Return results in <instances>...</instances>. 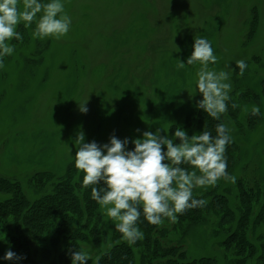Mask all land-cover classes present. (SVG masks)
I'll list each match as a JSON object with an SVG mask.
<instances>
[{
    "label": "rangeland",
    "instance_id": "1",
    "mask_svg": "<svg viewBox=\"0 0 264 264\" xmlns=\"http://www.w3.org/2000/svg\"><path fill=\"white\" fill-rule=\"evenodd\" d=\"M61 2L71 18L70 29L60 39H38L46 43L39 63L31 53L32 46L19 48L12 58L4 57L0 176L18 181L27 197L34 199L38 194L31 188V176L49 172L55 175L54 180L63 177L68 166L75 163L76 140L81 132L84 143L95 141L101 147L110 143L113 135L121 141L127 139L126 151H133V141L143 139L146 131L156 134L159 129L161 136L174 140L171 126L189 137L197 134L184 127L186 118L194 117L197 103L203 99L196 88L199 65L179 70L177 65L179 60L186 64L198 35L211 43L217 57L209 68L229 71L231 99L227 103L240 107L232 108V114L227 109L221 117L236 145L227 172L236 177L235 183L221 179L214 186L196 187V192L216 189L234 208L240 190H253L252 218L263 214V221L248 231V237L258 246L255 236L264 241V0ZM35 28L34 20L28 34L22 32L31 37ZM24 55L36 62L29 64ZM238 60L247 63L243 76L235 67ZM83 103L86 113L80 111L79 104ZM253 105L259 107V115L251 114ZM244 106L248 107L247 114L242 111ZM163 150L166 152V146ZM5 196L0 194V199ZM99 213L102 246L97 249L87 242L83 251L89 257L105 250L118 232L115 222L100 207ZM203 219L195 226L165 219L160 225L165 229L163 239L182 245L187 259L210 257L217 264H229L235 256L221 244L225 232L219 220L213 214ZM3 257L0 264L8 263ZM247 264L255 263L250 260Z\"/></svg>",
    "mask_w": 264,
    "mask_h": 264
},
{
    "label": "clouds",
    "instance_id": "2",
    "mask_svg": "<svg viewBox=\"0 0 264 264\" xmlns=\"http://www.w3.org/2000/svg\"><path fill=\"white\" fill-rule=\"evenodd\" d=\"M38 14L40 16L36 20ZM34 20L36 28L32 33L33 40L48 37L60 39L68 33L71 25V18L65 13L61 0H51L49 3H41L40 0H0V68L4 66L3 58L15 50L9 41L22 40L21 34L16 31L17 26L23 23L25 28H30ZM216 62L211 43L197 35L191 56L186 64L179 60L177 68L199 65L196 88L203 99L198 101L197 107L208 117L219 121L227 112L231 84L227 82L229 71L217 72L209 68L210 64ZM235 67L243 76L247 63L238 60ZM85 105L79 104L83 113L87 112ZM238 107L240 105L233 102L232 108ZM242 111L247 114L248 107L244 106ZM251 114L259 115V107L253 105ZM215 131V137L207 130L189 137L178 127L174 132L178 144L173 138L161 136L159 129L156 134L146 131L143 139L133 141V151H126L127 139L121 141L115 135L110 138L109 144L102 147L95 141L84 143L81 132L76 140L79 147L74 157L75 168L78 173H83V186H93L92 199L107 218L115 222V230L122 235V239L132 245L143 238L137 226L141 209L145 220L151 225H162L164 219L175 223L178 214L206 205L203 199H193L194 188L214 186L221 179L235 183L236 177L227 173L225 157L226 147L232 142L231 130L225 123H218ZM101 182L103 187H95ZM3 259L19 260L22 257L8 251ZM89 259L86 251L71 253L72 264H87Z\"/></svg>",
    "mask_w": 264,
    "mask_h": 264
},
{
    "label": "trees",
    "instance_id": "3",
    "mask_svg": "<svg viewBox=\"0 0 264 264\" xmlns=\"http://www.w3.org/2000/svg\"><path fill=\"white\" fill-rule=\"evenodd\" d=\"M40 1L43 3V0ZM255 23L253 18V28ZM16 31L21 34L22 40L9 41L14 46V52L18 53L17 50L24 46H32L31 53L39 63L46 51V43L38 39L33 40L32 36L25 37L23 32L28 33L23 23L17 26ZM9 56L12 58V55ZM23 58L29 64L35 61L25 55ZM5 61L3 58V64ZM36 65L38 64L35 63V67ZM3 73L0 68V78H3ZM261 85L264 87V80ZM227 106L231 112V102L227 103ZM218 123H224L222 118L219 121L214 120L197 107L194 117L186 118L184 128H191L197 134L207 130L215 137ZM176 129L171 126L170 134ZM174 142L178 144L179 140L175 139ZM235 151L236 145L232 141L227 145L225 152L227 172L233 163ZM54 178L55 175L49 172L33 174L29 182L38 196L30 199L18 181L0 176V194L6 195L4 199H0V241L3 243L0 244V257L4 256L6 250L22 257L19 260H9L5 264H72L71 253L86 248L87 242H91L97 249L102 246V238H99L98 233L101 222L99 205L91 197L93 186H83V173H78L75 163L68 166L63 177L57 180ZM47 186L48 189L43 193ZM95 187H103L102 182ZM196 191L194 188L193 199H203L207 202L206 205L178 214V221L195 226L201 224L207 214H213L219 220L221 230L225 232V239L221 243L223 248L232 250L235 256L229 264H247L250 260L255 264H264V241H261L262 238L258 235L255 236L259 241L257 246L248 237V231L263 221V214L252 218V198H255L253 190H240L238 203L234 208L230 207L225 196L217 194L216 189L203 193ZM140 211L137 226L143 233V238L129 245L120 239L121 234L117 232L111 244L90 257L87 264H217L216 260L210 257L187 259L184 247L165 242V229L160 228V225L149 224L142 209ZM233 222L235 226L231 227Z\"/></svg>",
    "mask_w": 264,
    "mask_h": 264
}]
</instances>
